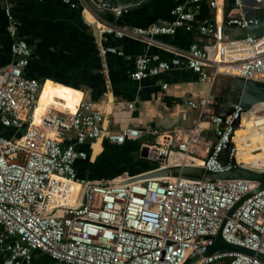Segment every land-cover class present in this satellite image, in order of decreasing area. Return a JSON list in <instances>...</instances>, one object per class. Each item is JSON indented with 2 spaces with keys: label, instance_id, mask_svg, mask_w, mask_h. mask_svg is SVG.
Wrapping results in <instances>:
<instances>
[{
  "label": "built area",
  "instance_id": "obj_1",
  "mask_svg": "<svg viewBox=\"0 0 264 264\" xmlns=\"http://www.w3.org/2000/svg\"><path fill=\"white\" fill-rule=\"evenodd\" d=\"M62 1L76 7L77 0ZM224 1L173 0L171 23L145 28L104 25L102 34L156 44L158 36H173L178 29L190 32L202 2L216 9ZM231 4L234 15L197 28L200 35L212 39L211 45L200 47L194 43L171 60L139 56L131 79L140 82L185 66L201 82L208 80L206 69L211 68L214 75L238 77L264 86V34L223 40V27L245 30L258 23L244 18L242 0H231ZM127 9L112 11L119 18ZM6 16L11 20L8 9ZM218 47L222 52L220 62L216 58ZM10 51L12 63L0 68V128L13 131L10 138L0 134V264H32L34 252L61 264H183L200 247L212 244L224 220L222 237L227 243L264 255V191L246 199L227 217L238 201L258 188L257 182L142 180L138 179L141 174L89 181L78 180L74 169L77 160H86L81 147L87 142L105 140L122 145L148 134L154 142L147 141L140 149L146 148L148 157L155 153V169L171 166L172 158H176L177 165H191V160L212 173L235 167L264 172V165H246L239 159L235 142L237 131L246 129L243 118H249L251 113L257 117L256 107L242 112L235 106L230 115L210 116L206 124L217 137L214 145L204 142L200 125L183 132H142L132 128L110 131L104 117L86 101L79 102L73 112L50 108L37 117L40 84L24 76L30 49L25 41L16 39ZM107 51L123 54L114 48ZM208 104L203 99L188 106L203 111ZM70 134L73 141L64 145L63 137ZM224 159L226 165L222 163ZM74 186L78 188L73 190ZM197 264L264 262L244 254L223 253L203 258Z\"/></svg>",
  "mask_w": 264,
  "mask_h": 264
},
{
  "label": "crops",
  "instance_id": "obj_2",
  "mask_svg": "<svg viewBox=\"0 0 264 264\" xmlns=\"http://www.w3.org/2000/svg\"><path fill=\"white\" fill-rule=\"evenodd\" d=\"M173 6V0H149L116 18L112 10L111 14H96L87 0H77L75 8L62 0H0V68L12 63L11 45L21 39L31 52L24 76L40 84L37 117L50 108L73 112L79 102L86 101L100 112L110 131L132 128L142 132H183L200 125L204 142L211 145L213 132L206 123L215 113L212 101L222 93L228 76L214 75L209 68L206 70L210 77L201 82L185 66L140 82L130 76L139 56L171 60L194 43L200 47L211 45L212 39L200 35L198 26L234 15L232 4L225 0L221 7L211 9L202 2L190 32L178 29L173 36H158L156 44L102 34L104 25L145 28L171 23ZM109 48L121 51L122 56L109 53ZM216 58L220 62L222 56L218 54ZM163 85L167 86L165 90ZM203 99L209 101L203 111L188 106ZM0 134L10 138L13 131L0 128ZM72 141L71 134L63 137L64 145ZM147 141L152 143L154 139L146 134L122 145L105 140L85 143L81 149L86 160L74 164L78 180L109 181L123 174L136 176L153 170L155 163L139 156L141 144ZM32 264L61 263L34 252Z\"/></svg>",
  "mask_w": 264,
  "mask_h": 264
},
{
  "label": "water",
  "instance_id": "obj_3",
  "mask_svg": "<svg viewBox=\"0 0 264 264\" xmlns=\"http://www.w3.org/2000/svg\"><path fill=\"white\" fill-rule=\"evenodd\" d=\"M231 3V0H228ZM88 6L96 14L104 15L112 13L114 8H134L139 5H144L149 0H102V3H97L96 0H87ZM242 14L247 20H258L256 25H250L245 30L235 27H223V40L225 42L244 40L247 37H260L264 34V0H242ZM222 93L214 100L212 106L215 116H227L233 113V108L238 106L242 112H248L255 106L264 103V86L259 82L246 81L238 77H228L227 84L221 89ZM234 126H238V120L234 122ZM209 127V126H208ZM202 128V127H201ZM211 128V127H209ZM217 137L213 136L212 145L215 144ZM229 149V147H228ZM228 149L224 152L226 154ZM140 158L149 159L154 162L155 153L150 157L147 156V149H140ZM223 165L227 164L226 159L222 161ZM183 179L189 181L200 182H218L230 180H247L257 182L258 188L238 201L233 208L228 212L227 217H231L234 211L249 197L257 192L264 191V172L258 173L243 167H235L224 173H212L197 165H175L168 166L163 169H153L141 174L138 179ZM226 220H224L217 235L212 239V244L202 246L198 251L193 252L185 260L183 264H197L203 258L211 257L223 253H239L251 257H256L264 262V255L256 253L252 250L227 243L222 237V229Z\"/></svg>",
  "mask_w": 264,
  "mask_h": 264
},
{
  "label": "bare ground",
  "instance_id": "obj_4",
  "mask_svg": "<svg viewBox=\"0 0 264 264\" xmlns=\"http://www.w3.org/2000/svg\"><path fill=\"white\" fill-rule=\"evenodd\" d=\"M217 52L219 55L222 56V52H221V48L218 47L217 48ZM262 106L264 107V103H261L257 106H255L256 108ZM40 105L37 109V111L39 110ZM36 111V112H37ZM243 126L245 128H247V130H249V132L251 131L252 133L250 134H245L244 130H238L236 133V144L238 146L239 149V159H241L243 162H245V164H252V165H264V117H256L254 116L253 113H251L250 117L248 118H243ZM248 123V124H247ZM255 131V132H253ZM250 144H258L257 147H260L261 150L263 151L262 154H258L256 156H251L250 153H245L244 150L242 149V146L244 145H248L249 142ZM241 151V152H240ZM191 165H200V163H197L195 161H189ZM172 165L171 166H175L177 165V159H173L171 160ZM174 179V178H172Z\"/></svg>",
  "mask_w": 264,
  "mask_h": 264
},
{
  "label": "rangeland",
  "instance_id": "obj_5",
  "mask_svg": "<svg viewBox=\"0 0 264 264\" xmlns=\"http://www.w3.org/2000/svg\"><path fill=\"white\" fill-rule=\"evenodd\" d=\"M225 76V75H224ZM227 76V75H226ZM229 77V76H228ZM257 111H258V113L256 114L257 115V117H264V108L262 107V106H260V107H257ZM248 124V123H247ZM5 130V129H4ZM253 132H255V131H253ZM244 133L245 134H250V133H252L251 131L249 132V130H247V128L246 129H244ZM258 146V144H255V145H253V144H250V142H249V144L248 145H244V146H242V149L244 150V152L245 153H250V155L251 156H256V155H260V154H262V150H261V148L260 147H257ZM241 152V151H240ZM245 163V162H244ZM247 165V164H246ZM150 166H152V165H150ZM74 188H78V187H74Z\"/></svg>",
  "mask_w": 264,
  "mask_h": 264
}]
</instances>
